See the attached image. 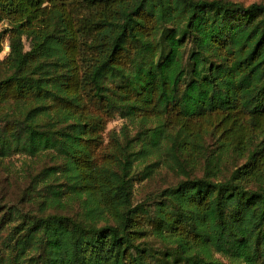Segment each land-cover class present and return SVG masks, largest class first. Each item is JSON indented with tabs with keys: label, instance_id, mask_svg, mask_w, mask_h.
<instances>
[{
	"label": "trees",
	"instance_id": "obj_1",
	"mask_svg": "<svg viewBox=\"0 0 264 264\" xmlns=\"http://www.w3.org/2000/svg\"><path fill=\"white\" fill-rule=\"evenodd\" d=\"M0 20V161L50 160L6 170L0 264H264V3L0 0ZM114 116L138 131L105 144Z\"/></svg>",
	"mask_w": 264,
	"mask_h": 264
},
{
	"label": "rangeland",
	"instance_id": "obj_2",
	"mask_svg": "<svg viewBox=\"0 0 264 264\" xmlns=\"http://www.w3.org/2000/svg\"><path fill=\"white\" fill-rule=\"evenodd\" d=\"M233 1L240 2L244 5H248L253 2L264 3V0H233ZM6 53H1L0 59L3 58ZM137 131H138V126L136 125V122H131L126 118L114 116L106 124L104 135H103L104 142L106 144L111 133H114L118 137L121 138L123 132L129 133L131 136H133L135 135ZM211 142H212L211 140L208 141V143H211ZM210 148L212 149V147ZM155 160H156V157L153 155L150 156V158L146 157L144 159L137 160L136 162L137 170L139 171L145 163L155 161ZM49 161H50L49 159H47L46 161L44 158L34 159V158H30L24 155H16V156L2 159L0 161V187H1V183L4 181V178L7 179V181L12 180L11 177H6L7 175L6 170L7 172L16 171L20 175L25 176V174H21L23 168L32 166L31 171L35 172L37 169L41 168L42 166L50 165ZM172 179L174 180V177L171 174V172L166 167H162L159 170L158 174L152 176L151 179L146 177V178H142L141 180H137L134 185V192L137 196H140L143 193V191L147 189H152L153 187L157 188V187L166 186V184L169 183ZM11 191H13V189H11L10 192L8 191L9 197H13L14 195V193Z\"/></svg>",
	"mask_w": 264,
	"mask_h": 264
},
{
	"label": "built area",
	"instance_id": "obj_3",
	"mask_svg": "<svg viewBox=\"0 0 264 264\" xmlns=\"http://www.w3.org/2000/svg\"><path fill=\"white\" fill-rule=\"evenodd\" d=\"M9 29V25L6 21L0 20V33L6 32ZM7 34V33H6ZM9 49L8 39L5 38L3 42V50L1 53H6Z\"/></svg>",
	"mask_w": 264,
	"mask_h": 264
}]
</instances>
